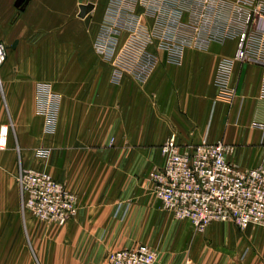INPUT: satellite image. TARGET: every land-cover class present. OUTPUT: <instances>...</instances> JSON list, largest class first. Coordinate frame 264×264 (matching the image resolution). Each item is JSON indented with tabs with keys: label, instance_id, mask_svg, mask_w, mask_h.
I'll return each instance as SVG.
<instances>
[{
	"label": "crops",
	"instance_id": "obj_1",
	"mask_svg": "<svg viewBox=\"0 0 264 264\" xmlns=\"http://www.w3.org/2000/svg\"><path fill=\"white\" fill-rule=\"evenodd\" d=\"M235 2L93 0L80 16L88 0H0V124L12 129L0 151V262L106 264L150 242L163 208L149 175L170 137L220 141L235 166L264 165V47L235 58ZM20 166L62 181L77 215L59 227L23 214ZM203 236L213 264H264V226L211 222ZM169 239L152 248L184 264Z\"/></svg>",
	"mask_w": 264,
	"mask_h": 264
},
{
	"label": "built area",
	"instance_id": "obj_2",
	"mask_svg": "<svg viewBox=\"0 0 264 264\" xmlns=\"http://www.w3.org/2000/svg\"><path fill=\"white\" fill-rule=\"evenodd\" d=\"M235 10L244 25L238 32L235 58L251 59L258 55L255 48L264 47V0H236ZM248 23L252 30L246 29ZM6 56L0 40V67ZM11 130V123L0 124V150L7 148ZM228 149L220 141L180 145L174 137L167 139L160 146L163 163L149 175L162 208L189 219L198 231L213 221H229L239 229L264 226V165L239 168L227 159ZM45 153L34 152L37 157ZM17 183L23 214L58 226L77 215L76 195L47 171L20 166ZM106 264L164 263L157 250L139 243L109 252Z\"/></svg>",
	"mask_w": 264,
	"mask_h": 264
},
{
	"label": "rangeland",
	"instance_id": "obj_3",
	"mask_svg": "<svg viewBox=\"0 0 264 264\" xmlns=\"http://www.w3.org/2000/svg\"><path fill=\"white\" fill-rule=\"evenodd\" d=\"M173 38V37H172ZM175 38V37H174ZM179 39H182V37H176L174 41H177ZM255 41H253L254 45L257 41V37L254 38ZM5 150V149H4ZM3 151V150H0ZM45 153L43 156H46ZM158 212V218L160 219L159 226L152 231V239L150 242H145L141 244H146L150 247H160L161 244L165 241V239L168 238L170 235L169 243H170V250L171 253L174 255L175 253H184L186 254L184 264H188V259H191L195 262H198L200 264V261L202 259L204 260V256L206 252H202L200 247L198 246V241L203 238V232L206 230L198 231L194 225L191 223V221L187 218L179 219L174 216V214L171 211H168L166 209H156ZM28 214V213H26ZM30 215V214H28ZM31 216V215H30ZM98 216H102V213L100 212ZM33 217V216H31ZM34 218V217H33ZM36 219V218H35ZM38 220V219H37ZM40 221V220H38ZM68 221V220H67ZM163 222V224L161 223ZM165 221V222H164ZM42 222V221H40ZM220 224H226V225H232L229 221H213ZM45 223V222H42ZM48 224V223H46ZM161 224V225H160ZM50 225V224H49ZM65 224L61 225L64 226ZM58 226V225H57ZM59 226V227H61ZM190 241V244L189 242ZM192 244V248H190V245ZM220 250V248H217ZM216 250V249H214ZM211 249V252L208 253L207 261L205 264H213L215 254L217 253ZM215 252V253H214ZM190 260V261H191ZM200 260V261H199ZM104 263V261H103ZM102 263V264H103ZM180 263V262H179ZM0 264H18V263H11V262H0ZM24 264V263H21ZM191 264V263H189ZM193 264V263H192ZM202 264V262H201Z\"/></svg>",
	"mask_w": 264,
	"mask_h": 264
},
{
	"label": "water",
	"instance_id": "obj_4",
	"mask_svg": "<svg viewBox=\"0 0 264 264\" xmlns=\"http://www.w3.org/2000/svg\"><path fill=\"white\" fill-rule=\"evenodd\" d=\"M19 4V3H18ZM93 7L92 3L81 4L80 5V16H83L86 12H88Z\"/></svg>",
	"mask_w": 264,
	"mask_h": 264
},
{
	"label": "bare ground",
	"instance_id": "obj_5",
	"mask_svg": "<svg viewBox=\"0 0 264 264\" xmlns=\"http://www.w3.org/2000/svg\"><path fill=\"white\" fill-rule=\"evenodd\" d=\"M9 123V122H8ZM12 131V130H11ZM12 134V133H11ZM11 137V136H10ZM10 139V138H9Z\"/></svg>",
	"mask_w": 264,
	"mask_h": 264
}]
</instances>
